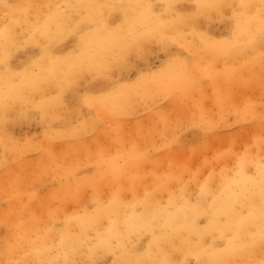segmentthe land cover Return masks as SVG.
Returning <instances> with one entry per match:
<instances>
[{
	"label": "bare ground",
	"instance_id": "obj_1",
	"mask_svg": "<svg viewBox=\"0 0 264 264\" xmlns=\"http://www.w3.org/2000/svg\"><path fill=\"white\" fill-rule=\"evenodd\" d=\"M4 2L32 7L10 15L8 20L0 19V36L5 31L10 30L11 33V42L8 46L0 47V78L7 75L12 83L24 89L25 94L34 103L43 104L45 111L42 113L38 107L31 105L25 110L19 101L7 109L0 108L1 164L6 162L9 155L18 159L23 157V162L27 160L25 166L29 172L38 159L33 157L37 141H46L55 135L54 138L61 142L52 141L53 143L49 144L50 150H48L47 142H42L36 151L39 153L37 157H42L47 152L56 156L59 147L70 146L74 149H83L88 155L93 154L88 163L93 162L98 165L103 157L122 169L124 179L119 183L110 184L112 190L107 195L98 197L106 204L114 191L123 192L124 202L117 206L112 216L116 221L115 226L121 231L125 229V221L129 218L134 219L138 224H142L145 220L152 221L153 234L145 233L140 238L137 245L140 250L148 247L153 235L157 237L169 235V239L164 244L165 251L170 250L172 245L184 249L195 248L200 238L197 233L206 231L205 225L208 221L203 216L197 217L194 221L190 212L180 213L176 231H173V228L165 226L169 214L176 213L177 208L183 204L182 196L189 199L191 203H195L200 193V185L206 181L209 192L201 199L202 205L210 204L213 197L225 199L227 195L225 184L235 173L236 157L227 156L204 164L205 158L198 154L190 163L195 175L185 173L180 180L173 179L167 184H162L150 174L156 169L161 174L167 170L168 153L161 144L163 128L150 127L148 129V132L155 133L147 141L151 145L149 148L140 147V144L131 148L129 142L118 146L117 143L120 141L111 135L110 143L113 142L112 147L115 149L103 153L100 137L92 141L90 138L80 140L72 137L68 139V136H76L74 132L80 133L86 130V127L76 128L68 121L74 115V110L84 104L89 108L90 119L88 121L98 119L99 129H104L107 125L123 133L126 116L136 115L145 109H150L156 97L162 96L171 98L169 100L173 103L171 112H177L176 95L178 92L181 93L180 87L185 71L184 66L181 67L180 60L187 57L190 50H200L199 36L195 33H204L217 40L231 35L232 22L228 19L231 11L228 10L220 16L215 10L209 9L198 18L194 25L195 31L192 25L176 29L169 23L162 34L145 38L140 35V32L151 24L149 21H145L143 26L137 23L141 10L134 9L132 6L152 4L153 11L160 14L162 20L171 22L174 20L175 12L165 11L162 5L170 2L176 3V0H4ZM213 2H218V0H182L181 11H192V6L196 3ZM222 2L236 4L239 0H222ZM251 2L258 3L259 0H251ZM107 5L124 7L123 9L108 8ZM125 12L127 22L122 23L125 21ZM0 16H2V11H0ZM216 18L225 21L223 28H226V31L223 34L215 35L211 32V21ZM101 19L109 25L107 30L101 25ZM130 26L136 32V41L128 38ZM246 39L242 38L240 47L227 56H217L200 50V57L211 64L219 59L233 64L238 74L237 80H245L248 84L242 89L252 90L255 88L254 83L260 78V45L257 42L254 49L248 47ZM175 47L176 52L172 56H165L163 63L157 68L150 71L141 69L138 74L131 70L133 67H138V60H148L152 52L175 49ZM5 56H7V67L11 70L9 74L5 73L3 63ZM11 73H23V76H12ZM164 81H167L164 87L157 86ZM219 82L220 79L216 84ZM234 82V87L238 88L239 85L235 79L232 83ZM228 86L233 88L231 83H228ZM181 96H185L188 100L194 97L192 93L181 94ZM85 97L101 98V100L93 107H89L84 103ZM184 106H190V104L186 103ZM177 113L174 115L176 116ZM193 113L198 115L195 108L190 107L188 117H191ZM35 116L44 120L41 134L26 140L16 138L14 124L21 120L30 122ZM155 116L158 121H161L159 114ZM60 120L68 121H65L66 123L62 121V127L57 124ZM254 128L259 130V123H255ZM222 137L230 138L229 136ZM59 143L60 146L56 148L55 145L58 146ZM144 151H150L158 163L141 161L137 167L134 155ZM124 157H128L129 160L120 163ZM259 157L260 150L254 151L253 159L258 162ZM88 163L81 164L82 166L78 169L88 170ZM1 164L0 182L4 184V180L10 176L7 175V167H2ZM147 167L149 170H145ZM249 167L255 171L252 165ZM136 173L143 176V180L128 179ZM65 174L64 182L52 187V196L59 197L65 194L67 187H75L76 191L71 194L81 203L79 202V205L69 213L59 212L47 224L46 227L51 229L47 243L57 244L61 235L66 233L68 243L83 241L86 251L88 247L102 244L108 236L109 224L107 219H104L97 224L82 225V219L92 214L95 205L92 203L93 198L81 199L83 192L77 198V186L83 183V177L90 174L87 171L75 174V170H67ZM36 181L26 184L27 192L34 193L30 199L24 201L21 193L14 189L12 200H18V205L22 202L28 204L31 200L32 211H34L35 206L43 203L40 200L42 198L40 194H35ZM146 191L150 194L147 199H145ZM20 215L21 227L19 229L12 228L11 215L7 217L9 227L6 229L4 227L6 217L0 215V258H3L6 235L9 236L10 243L20 241L18 248H22L23 251L14 255L16 259H20L25 251L30 250L31 242L37 241L38 236L41 235L30 221L29 213L20 211ZM204 239L206 245L212 243L210 235L205 236ZM216 242L222 243L219 240ZM121 251V249L105 250L99 258L106 264H112L113 259L120 257ZM258 255L257 250V257Z\"/></svg>",
	"mask_w": 264,
	"mask_h": 264
},
{
	"label": "snow or ice",
	"instance_id": "obj_2",
	"mask_svg": "<svg viewBox=\"0 0 264 264\" xmlns=\"http://www.w3.org/2000/svg\"><path fill=\"white\" fill-rule=\"evenodd\" d=\"M14 13L26 10L31 5L10 4ZM108 8H121L120 5H107ZM140 9L137 17V23L141 26L145 21H149L151 26L146 27L140 35L145 38H151L160 35L169 25V21L162 20L160 14L153 11L152 4L136 5ZM165 11L175 12L176 19L180 22H188L193 26L198 18L206 10L212 9L220 16L228 10L231 15L228 19L232 22L231 35L222 39L208 37L204 33H195L199 36L200 50L211 52L217 56H227L238 49L242 38L246 39V46L255 48L257 42L260 45L259 68H260V90L261 100L257 116V108L254 103H245L243 106L235 102V96L225 90L217 88L215 103L218 111L215 114L207 112L201 102V98L196 99L197 113L188 117L182 113H177L175 117L170 118L167 114L161 113L160 119L164 124V131L161 133V144L168 153L167 170L162 174L159 170H154L150 175L162 184H167L173 179L180 180L185 173L195 175L192 172L190 163L192 159L200 155H205L204 164L211 161L206 153L211 150L212 140L219 136L218 130L228 123V119L234 116L237 121L246 126L253 125L259 120V131L250 133V142L243 150L233 153L232 146L229 145L223 152H217L212 159L235 155V173L225 184L226 198L221 200L219 197H213L212 202L207 206L201 204V199L209 192L207 181L200 185V193L195 203L189 199L184 201L177 208L176 213H170L166 221V227L173 228L176 231L178 214L190 212L193 220L203 216L207 221L205 232L197 233L200 237L195 248H179L172 245L171 249L165 251V241L169 235L155 236L149 242L147 248L140 250L138 241L145 234H153V225L151 220H145L138 224L134 219L129 218L125 221V229L121 231L117 228L116 221L112 218L117 206L124 202L122 191H114L110 199L105 204L97 195L98 189L104 184L119 183L124 179L121 168L114 166L109 160L102 157L100 163L90 175L83 177V183L77 186V198L80 193H86L88 189L93 192V201L95 205L93 212L87 218L82 219V225L97 224L107 219L109 228L108 236L102 244L88 247L84 250V242L66 241V233L62 234L57 244L47 243L48 235L51 229L41 227L45 225V218L42 214L32 211L31 200L25 204L22 209L16 211L26 212L30 215V221L36 226L37 231L41 233L37 241H32L30 250L26 251L25 257L14 258L15 249L20 246V241L10 243L9 236L4 237L6 261L5 264H106L101 260L104 251L121 249V255L113 259L112 264H264V0L253 3L251 0H239V3H225L222 0L213 3H196L192 6V11H181L183 5L177 3H167L162 5ZM127 22V13L125 12V21ZM101 25L107 30L109 25L103 19ZM128 38L136 41L135 30L130 26ZM175 39V38H174ZM200 50L191 51L189 55L180 63L184 66V75L182 77L181 94L187 95L193 91L204 92V80L216 85L218 79H223L227 83H232L236 77V69L225 64L224 68L217 70L211 63H202ZM5 73L11 72L7 67V56L3 58ZM190 64V68H189ZM12 76H23V73H11ZM13 88L17 86L13 83ZM101 98H84V103L93 107ZM43 113L45 107L43 104L37 106ZM6 106L5 109H7ZM260 150L259 161L253 159L255 149ZM102 156V153H101ZM134 160L139 167L141 161L154 160L150 151L137 152ZM252 165L255 171L249 167ZM199 171V169H197ZM223 169L221 172L223 173ZM211 176V173H210ZM130 180H143L139 173L128 177ZM15 190L21 191L19 181H17ZM34 195L30 194V197ZM150 194L145 192V199ZM7 198V193H6ZM171 203V198H170ZM8 207L5 208L4 227H9L7 217L12 214L13 207L11 200H7ZM40 207H44L43 203ZM52 215L51 210L49 216ZM226 218V219H221ZM219 233V235H217ZM211 236L212 243L205 244V236ZM222 241L217 243L216 241ZM257 250L259 255L257 257ZM83 257V258H81Z\"/></svg>",
	"mask_w": 264,
	"mask_h": 264
},
{
	"label": "rangeland",
	"instance_id": "obj_3",
	"mask_svg": "<svg viewBox=\"0 0 264 264\" xmlns=\"http://www.w3.org/2000/svg\"><path fill=\"white\" fill-rule=\"evenodd\" d=\"M225 21L216 18L211 21V32L216 34H223L226 31V28H223ZM165 50V49H164ZM177 48L175 49H168V50H156L151 53V56L148 60L140 59L138 60V67H133L131 70L138 74L139 70H146L149 71L151 69L157 68L160 64L163 63L165 56H172L176 52ZM211 61V60H210ZM202 63H209L208 61L202 59ZM229 62H223L222 59L214 61V67L219 70L224 68L225 64L232 68H236L233 64H228ZM183 67V65H181ZM134 74V75H135ZM237 75L235 77L236 83L239 85L238 88L234 87V83L232 87L228 86V83L225 82L223 79H220V82L217 83L215 86L206 79L204 80V92L203 96L201 97V93L197 91L191 92L194 96L193 99H185V96H181V93L178 92L176 95V100L178 102V106L176 107L177 112H180L186 116H189V108L193 107L198 112V108L196 107V99L201 98L202 105L204 109L209 112L210 114H215L218 111V108L215 103V95L217 88L225 90L235 96V102L241 106L245 103H254L257 108V116L259 113L260 108V100H261V90H260V78L256 83H254L255 88L252 90H248V84L245 83V80H237ZM167 81L160 82L157 86L164 87V84ZM182 87V86H181ZM180 87V88H181ZM171 98L168 96L156 97L154 104L150 109H145L136 115H128L127 120L125 122V128L121 133L119 130H115L111 126L106 125L104 129H99V121L98 119H90L89 108L87 105H81L77 110H74V115L70 117L68 120H60L57 121V124L61 125V122L68 121L73 124L76 128H83L86 127V130L81 131L80 133L74 132L76 136H68V139L78 138L80 140H84L90 138V141L93 139L100 137V143L102 146V152L108 153L109 150L115 149L112 147V143H110V136H114V139L119 140L120 142L117 143L118 146L122 144L128 143L131 148L140 144V147L149 148L151 145L147 143L150 136L155 134L153 132H148L150 127H157L160 129H164V124L161 121H158L155 114H167L170 118L175 117V113L171 112L173 109L172 100L169 101ZM167 101H169L167 103ZM186 103H189L190 106H184ZM95 117L94 115H92ZM105 118V117H104ZM108 119V118H107ZM106 120V119H105ZM255 123H259L257 119ZM255 123L253 125L246 126L241 122L237 121L234 116L229 117L228 123L225 126H222L218 132L219 136L214 137L212 140V147L211 150L206 153L208 159L210 161H214L212 157L217 152H223L226 147L229 145L232 146L233 153H237L243 150V147L250 142V133L254 131H259L257 128L255 129ZM44 124V120H40L38 116L33 117L32 121L26 122V120H21L15 123L13 126L14 135L18 139H31L39 136L42 132V125ZM110 125V124H108ZM63 127V126H62ZM122 134V135H120ZM55 135L49 137L46 141H37L36 149L33 152V157L38 158L36 163L33 165V168L27 172L25 162L22 161L23 157L15 158L12 155L8 156V159L5 163L1 164L2 167H7L8 173L7 175L10 178L4 180V184L0 182V215H5V208L8 207L7 200H11L13 212L12 216V228L19 229L21 227V220H20V211H16L17 209H21L22 206L25 204L22 202L21 205H18V200H12L13 197V190L16 187L17 181H19L20 186V193L24 201L30 199V194L27 192L26 184L29 182H33L35 180V194H40L42 197L40 200L43 201L44 207H40V205L35 206L34 212L37 214H42L45 218V225H41V227L47 226V224L53 220L54 216H57L59 212L69 213L73 209H75L79 202L76 200L71 193L76 191L75 187H67L65 194L60 195L59 197H54L51 194V189L54 186H59L60 183H63L65 180V173L67 170H75V174L79 172L87 171L88 174H91L95 171L97 164L91 162L88 163L89 158L93 156L88 155L87 152L83 149H74L70 146H58L55 145L57 149V154L54 156L51 152L45 153L42 157H37L39 155L36 152L40 144L42 142H47L48 150H50L51 146L49 144L53 143L52 141L61 142L58 139L54 138ZM121 136V137H120ZM222 136H229V139H224ZM55 148V149H56ZM259 149H255L254 151H258ZM165 151V150H164ZM160 152V151H159ZM232 157H236L234 154L230 155ZM205 158V155H203ZM128 157H124L121 159L120 163L124 161H128ZM88 163V170L84 168V171L78 169V167L82 166L81 164ZM126 164V163H125ZM145 170H149V167L145 168ZM1 171V168H0ZM65 171V173H63ZM2 172V171H1ZM0 172V173H1ZM43 175H46L43 177ZM80 175V174H78ZM77 175V176H78ZM13 177V178H11ZM1 181V180H0ZM112 190V185L104 184L98 189L97 195H107L108 192ZM7 193V198H6ZM93 198V192L91 189H88L86 193H82L81 199L88 200ZM81 203V202H80ZM51 210L52 215L49 216V211ZM34 225V224H33ZM36 227V226H35ZM35 232V231H31Z\"/></svg>",
	"mask_w": 264,
	"mask_h": 264
},
{
	"label": "clouds",
	"instance_id": "obj_4",
	"mask_svg": "<svg viewBox=\"0 0 264 264\" xmlns=\"http://www.w3.org/2000/svg\"><path fill=\"white\" fill-rule=\"evenodd\" d=\"M182 0H176L177 4H181ZM10 4L5 3L4 0H0V11H2V16H0V19L8 20L10 15L14 13V9L9 6ZM16 5H22V4H16ZM136 6V5H135ZM135 6H132L134 9ZM16 13V12H15ZM170 25L173 28L179 29L180 27H189L191 24L188 22H180L176 19V15L174 16V20L170 22ZM11 42V33L9 31H5V33L0 36V47H7L8 44ZM13 83L9 79L7 75L0 78V108H6V106H11L12 104L19 101L25 108V110L28 109V107L31 105L33 107H37L38 103H34L29 96L25 94L24 89L16 87L13 88ZM20 251H23L22 248L15 249V254H19ZM24 252L23 256L21 258H26ZM6 254H5V246H4V254L3 258H0V264H5L6 261Z\"/></svg>",
	"mask_w": 264,
	"mask_h": 264
}]
</instances>
